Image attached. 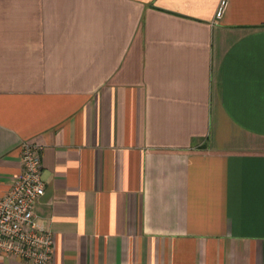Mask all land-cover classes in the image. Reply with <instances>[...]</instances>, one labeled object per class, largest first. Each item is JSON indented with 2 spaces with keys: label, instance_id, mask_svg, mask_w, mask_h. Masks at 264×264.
Returning <instances> with one entry per match:
<instances>
[{
  "label": "crops",
  "instance_id": "obj_1",
  "mask_svg": "<svg viewBox=\"0 0 264 264\" xmlns=\"http://www.w3.org/2000/svg\"><path fill=\"white\" fill-rule=\"evenodd\" d=\"M24 141L51 264H264V0H0V199Z\"/></svg>",
  "mask_w": 264,
  "mask_h": 264
},
{
  "label": "built area",
  "instance_id": "obj_2",
  "mask_svg": "<svg viewBox=\"0 0 264 264\" xmlns=\"http://www.w3.org/2000/svg\"><path fill=\"white\" fill-rule=\"evenodd\" d=\"M223 4L219 7L221 13ZM44 146L21 144L22 171L15 174L8 193L0 199V254L32 264H51L55 233L38 221L37 200L45 193L42 177Z\"/></svg>",
  "mask_w": 264,
  "mask_h": 264
}]
</instances>
